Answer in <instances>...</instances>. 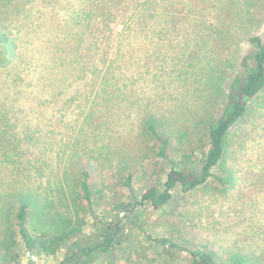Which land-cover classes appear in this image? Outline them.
I'll list each match as a JSON object with an SVG mask.
<instances>
[{
    "label": "rangeland",
    "instance_id": "rangeland-1",
    "mask_svg": "<svg viewBox=\"0 0 264 264\" xmlns=\"http://www.w3.org/2000/svg\"><path fill=\"white\" fill-rule=\"evenodd\" d=\"M255 37L264 42V0H0V264L63 257L27 252L17 214L28 196L37 234L64 219L86 229L95 215L119 219L125 244L93 264H192L196 251L264 264V89L205 185L118 213L162 190L171 167L150 125L178 167L192 154L199 162L232 81L253 65Z\"/></svg>",
    "mask_w": 264,
    "mask_h": 264
},
{
    "label": "trees",
    "instance_id": "trees-1",
    "mask_svg": "<svg viewBox=\"0 0 264 264\" xmlns=\"http://www.w3.org/2000/svg\"><path fill=\"white\" fill-rule=\"evenodd\" d=\"M3 41L8 44L7 39H3ZM252 42L257 45V50L252 57L253 65L245 64V74L232 81L228 100L220 118L208 128V146L199 162L192 164L195 161V156L192 154L185 156L181 167H178L177 162L168 154L169 140L158 134L154 125H150V130L160 143L158 155L169 161L171 167L162 184V190L154 186L148 188L141 194L140 200L121 203L118 213H131L137 207L147 205L160 209L171 201L175 189L180 188L182 192L188 193L205 185L212 177L213 169L219 165L223 158L224 144L230 130L244 117L248 103L264 89V42L259 37L253 38ZM67 185L69 186V184ZM79 186L83 200L91 209L93 196L89 170H83ZM33 200L32 197H25V200L21 201L22 204L17 214L19 233L30 256L37 253L57 257L62 253V259H58L56 264H93L103 256L114 258L127 240L124 228L119 226V219L106 223L101 220L100 223L97 215L94 216L89 229H86L84 219L76 223H73L72 219H64L62 224H55L58 227L53 233H34L29 227L27 218L30 206L38 212L39 208L32 205ZM75 206L78 212L77 204ZM45 207L48 209L49 205L46 204ZM56 215L59 214L52 216ZM51 220L57 222L54 219ZM160 244L163 247H168V250L179 248L177 244L168 240L160 241ZM191 255L192 264H219L211 254L204 251H196ZM30 264H34V262L30 260Z\"/></svg>",
    "mask_w": 264,
    "mask_h": 264
}]
</instances>
